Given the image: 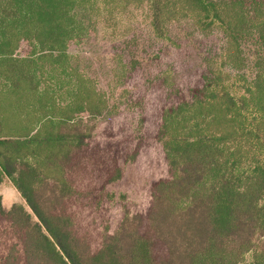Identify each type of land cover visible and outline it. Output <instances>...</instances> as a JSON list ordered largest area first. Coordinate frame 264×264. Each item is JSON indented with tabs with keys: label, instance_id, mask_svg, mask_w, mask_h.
I'll return each instance as SVG.
<instances>
[{
	"label": "trees",
	"instance_id": "obj_1",
	"mask_svg": "<svg viewBox=\"0 0 264 264\" xmlns=\"http://www.w3.org/2000/svg\"><path fill=\"white\" fill-rule=\"evenodd\" d=\"M139 27L150 62L181 54L187 77L170 60L145 74ZM98 35L105 88L67 53ZM123 114L131 135L124 116L98 136L86 121ZM149 143L166 176L94 244L107 188ZM5 180L29 212L0 198V264H264V0H0Z\"/></svg>",
	"mask_w": 264,
	"mask_h": 264
},
{
	"label": "rangeland",
	"instance_id": "obj_2",
	"mask_svg": "<svg viewBox=\"0 0 264 264\" xmlns=\"http://www.w3.org/2000/svg\"><path fill=\"white\" fill-rule=\"evenodd\" d=\"M139 31L140 39L138 41L137 58L142 62L145 74L155 75L158 73H165L168 70L167 63L172 61L175 65L176 81L187 77L186 63L183 64V58L178 53H164L161 58L151 63L150 59L155 53V48H159L158 44L152 45L150 32L145 27L136 28ZM111 44L102 35H98L96 40H89L83 45H71L68 47V55L75 59L74 63L81 69L90 72V75L100 82L102 88H105L107 82L110 80V59L112 57ZM146 50V54L141 51ZM27 52V46L21 45L16 52V57L23 58ZM189 52V50H188ZM193 53H189L192 60L191 67H193L194 58ZM99 63H102L100 65ZM173 83V80H170ZM122 116L127 122L121 127L124 134L131 135L133 131L132 117L128 114L121 115L120 118L101 119H87V125L93 129L94 135L98 136L104 132H110L111 129L119 128V123H123ZM120 128V129H121ZM121 179L116 183L110 185L107 190L112 198L103 202L101 208H97L92 218L96 220V226L91 230L93 237L91 242L97 244V235L104 232V228L108 227L109 232L112 233L118 226L120 219L125 210L129 213H140L148 205L149 188L150 185L160 178L166 176L165 165L161 148L158 144L149 143L147 147L141 152L134 163H128L123 168ZM0 198L3 208L8 211L13 205H21L26 208L24 201L21 199L15 188L8 180L3 181L0 185Z\"/></svg>",
	"mask_w": 264,
	"mask_h": 264
}]
</instances>
